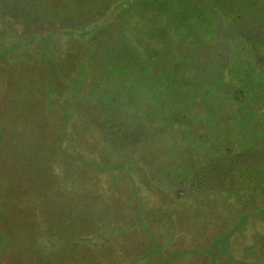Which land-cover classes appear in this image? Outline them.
I'll return each instance as SVG.
<instances>
[{
  "label": "trees",
  "instance_id": "trees-1",
  "mask_svg": "<svg viewBox=\"0 0 264 264\" xmlns=\"http://www.w3.org/2000/svg\"><path fill=\"white\" fill-rule=\"evenodd\" d=\"M2 1L0 77L22 73L30 78L19 103L26 106L34 88L38 128H30L23 116L12 118L17 110L10 101L16 95L0 88V264H179L200 252L207 256L203 264H223L235 250L240 264H264V250L259 251L264 234L255 226V219L264 218V204L257 210L247 204L234 209L228 225L207 240L183 220L193 204L197 216H206L208 203L241 197L231 187L233 178L217 181L229 193H194L205 175L259 171L242 168L260 153L250 141L242 147L249 158H226L232 153L228 142L256 131L249 118L260 117L257 105L264 102L256 96L261 84L251 86L254 74L264 71L259 65L264 47L238 0L228 5L231 0H71L69 14L33 9L25 15L8 12V19ZM244 1L263 2L264 9V0ZM63 5L62 0L53 4ZM249 19L255 27V19ZM204 47L213 48L206 54ZM196 59L202 65L192 63ZM4 63L9 66L2 68ZM232 112L240 118L231 130L239 139L226 141L221 123ZM210 132L218 135L211 141L215 148L206 150ZM99 145L106 150L104 159L91 157L100 152L95 151ZM62 161L64 175L70 170L78 175L69 189H41L52 178L37 175H58L53 162ZM135 175H155L156 186L140 183ZM100 176L108 178L106 185L99 184ZM193 176L199 182L191 191ZM147 188H158L156 201L146 198L142 189ZM30 197L42 201L30 208ZM45 204L59 213L50 216ZM113 207L121 217L117 223L104 228L101 219L92 221L101 209ZM25 208L34 220L16 215L27 216ZM92 227L98 230L90 232ZM130 248H138L136 256L122 263L123 251ZM34 251L38 257L31 256Z\"/></svg>",
  "mask_w": 264,
  "mask_h": 264
},
{
  "label": "rangeland",
  "instance_id": "rangeland-1",
  "mask_svg": "<svg viewBox=\"0 0 264 264\" xmlns=\"http://www.w3.org/2000/svg\"><path fill=\"white\" fill-rule=\"evenodd\" d=\"M54 1L55 0H44V2L46 3V4H44L43 2L40 3L39 0H3L1 3V6H2L3 14L7 17V19L9 18L8 12H11V11H12V14H15V13L20 11L22 13V15H25L27 12H30L32 14L34 12L33 9H35V12H39V11L42 12V10L47 9L48 11H50L52 13H55V11H56L57 13H60V14H61V12L66 13V14H69L71 12V10H72V6L70 4L71 0H69V2H68V0H66V1L62 0L64 5L62 7H60V9H58V7L53 6ZM34 2L36 3V5H34ZM243 2H244V5H243ZM231 3L237 4V1L231 0L230 3L227 2V5L231 4ZM238 3H239L238 7H240L244 12L243 14L238 12V14H241L246 21H248V20L250 21V23L253 25V28H255L254 30L256 32H258L260 35V38L257 39V43H259V45H260L259 47H264V9L262 8L263 2L258 6H252L249 4L248 1L245 2L244 0H238ZM228 14L229 15H228L227 22L232 20L231 19L232 13H228ZM35 16H38V15H35ZM40 16L42 18H54L52 15L47 16V15L43 14ZM58 16H63V15H58ZM248 17L255 19V22H256L255 27H254V22H252L251 19H249ZM62 21H64V20H62ZM28 22L30 23L29 20H28ZM63 23H66V22L64 21ZM16 25L21 26L19 23H16ZM218 26L220 27V25H218ZM30 27H31V25H30ZM210 48H213V47H204V51L206 52V54L210 53V51H211ZM207 49H209V50H207ZM199 54L201 55V53H199ZM216 58H217L216 60L221 59V57H219V55L216 56ZM194 62L197 66L202 65L199 63L198 59H196V61H192V63H194ZM6 65L9 66L7 63L2 64V68H6ZM17 65H20V64H17ZM259 65L264 66V61H259ZM9 68L11 69L12 67H9ZM245 68H247V66H245L244 69ZM249 72L251 74H249ZM245 75L250 77L253 75V73L251 72V70H248V71H246ZM27 76H29V75H27ZM254 76L256 78V81L253 82L251 86L253 87V86L257 85V83L259 82L261 84V86H260V90L257 91L258 94H256V96L259 98H261V97L264 98V71H259L257 74H254ZM22 78L23 79L26 78V80L30 79V78H27L26 75H22V73L18 77L10 76L9 80L7 78L0 77V81L3 80V84L2 85L0 84V88H3L5 91L14 93L16 95L15 98L10 101V103H14V107L12 109L17 110V113H14V112L11 113L12 118L13 117H20V116L25 117V119L28 120L26 122L29 123L30 128H33L36 131V129L38 128V123L36 121V119L38 117V112L36 110V107H37L36 103H34L30 94H29V97L27 96L28 99H27V105L26 106L19 103L22 91L23 90L24 91L29 90L28 80L21 84ZM228 80H230V79L228 78ZM246 95L249 96V93L247 92ZM34 96H36V95L34 94ZM259 98L257 100H259ZM257 106H258L259 111L261 113L260 117H259V115H256V118H252V117L249 118L251 121V124L254 125L253 128H255V130H256L255 132L252 130V133H253L252 136L244 135L243 137H241L239 139L237 137L238 133L235 135V132H237V131H235V129H233L234 132L232 131V133H231L232 127L235 126L236 123L239 122V120H240V118H238L237 116H233V112L231 114H228L227 116H224L222 123H221V128H222L221 131H222L223 138L226 139V141L232 140V136L239 139L238 142L237 141L236 142L232 141L231 143L228 142V144L230 145V147L232 149V153L230 155H226V158L228 160H229V156H231L234 159L249 158V156H250L248 154L249 150L245 151L246 149L242 148V147L246 146L245 144H247L248 141L251 142L250 146L252 148H254V149L259 148L260 149L258 151V152H260L258 157L255 158L256 160H252L250 163H249V160H246L245 162L242 163L243 164L242 168L244 170L246 167H249L250 169L253 167H256L259 171L254 173L251 169L249 173H247V172L240 173L239 170H237V173H233L234 169H232V170H230V172H227L226 175H205V177H204L205 182L203 184L200 182L201 184H199L198 187L195 186V183L199 182V181L197 179H195L194 176H193L192 180L191 179L188 180V184L191 183V185H192V187L190 188L191 191L194 189V186H195L196 190L193 191L194 193L197 191V189H199L200 191H203V194L207 195V197H210V194H212L214 192L227 191L229 193V191H228L229 189L226 187L224 188V190L219 189L220 186L217 182L218 178H220V177L222 179L233 178L235 180L233 181L234 184L231 187L234 189H237L239 191L236 195L241 196V197H237V196L231 195L229 198H226L227 196H223L220 201L216 202L212 206L210 203H208L209 205L207 207V210H205V212H207L206 216L204 214H200L198 216L196 215V210L194 209V208H196V204L191 205L192 207L190 206L191 211L189 212V214H186L187 216L183 220L188 221V224L191 226V228L195 232H198L197 231V228H198V230L202 233V236L200 238L207 240L209 238V236L214 233L215 230L224 229L226 227V225H228L230 213L234 209H237L240 206L247 204V206L246 205L245 206L247 208H250V210H257V207L258 208L262 207V205L264 204V137H263L264 136V102L261 103V105L258 104ZM8 110H10V109H8ZM234 115H237L236 109H234ZM249 116H251V114H248V116H246V117L248 118ZM22 121H23V119H22ZM216 135H218L217 132H210L208 134V139L204 142L206 150H213L215 148V144H213V142H211V141L213 138L216 137ZM139 137L142 138V136H139ZM219 146L222 147L223 145H219ZM102 148H103L102 145L97 146L95 148L96 149L95 151L99 150L100 152L99 153L96 152L91 157H96V156L99 157L100 156V159H104V154L106 153V150H104ZM167 152L168 153H174L172 151V149H170V151H167ZM261 163L263 164L262 166H261ZM53 168L56 169V172L58 175H37L39 178H44V179L49 178V177L52 178V182L44 183L40 187H41V189L50 188L52 192L55 190H58V191H62L65 193L67 191V189H69V184L71 183L70 180H75V177L78 175H75L73 173V170H70L71 175H64V172L68 173V171H66V168H67L66 161H62L61 163H59V165H57L56 163L53 162ZM238 173H240V175H236ZM89 176L90 175H84V178H88ZM105 176L108 177V175H105ZM135 176L139 180L140 183L144 181V182H150V183L155 184V181L153 179V177L155 175H144L145 177H143V175H135ZM107 177L100 176L99 184L100 185H106L107 180H108ZM65 178L67 179V182L64 185V179ZM170 179H172L173 182H175V180L177 182H179L177 179H180V178L174 179V178L170 177ZM179 183L176 184V186H178ZM170 184H171V182L167 181L165 185H167L169 188H171L172 186ZM188 184H186V185H188ZM61 185H64V186H61ZM155 186H156V184H155ZM94 187H96V185L94 184V182L92 180L90 183V188H94ZM139 187L142 188V186H140V185H139ZM73 188L78 189L76 182H73ZM165 188H167V187H165ZM157 189L158 188L150 190L147 188V189H142V191H144L146 196L149 195L146 198L148 200H150L151 196L153 198L154 194H156L155 192H157L156 191ZM191 191L189 193H191ZM230 193L235 194L232 192H230ZM252 194L254 196L251 198ZM255 194H259V196L255 195ZM232 196H234L236 198V201L233 200ZM209 200H210V198H209ZM39 201H42V198L30 197L29 201H28V207L32 208L34 205L35 206L38 205ZM154 201H156L155 197L153 198L152 202H154ZM46 205L49 207L48 209L46 208V210L50 211L49 212L50 216L52 215V213L54 216L59 213L58 211L51 212L50 205L45 204L44 207ZM52 207H53V209L55 208L54 206H52ZM16 211H17V209H14V210L10 211V213H13ZM132 211H133V207L131 206V212ZM124 212H126V209H124ZM16 215H18V217L22 216L23 220H34L32 214H30V212L26 211V208H25V215H27V216H24L23 212L19 214L18 211H17ZM62 219H65V218L63 217ZM99 219H101V221H102L101 225L104 228H106L105 226L108 224L117 223V221L119 219H121V217L118 216L117 207H113L111 209H107V208L101 209L100 216H99V214H97L95 219H94V217L92 218V221L99 220ZM255 223H256L255 226L257 228H259V231H262V233L264 234V218L255 219ZM98 228H100V226ZM95 230H98V229L96 227H92L90 232L95 231ZM34 235H35V238L42 240L40 237L37 236L36 232ZM29 238L32 239V236ZM29 238H25L24 240L27 243H29L30 242ZM201 242L202 241L199 240L196 242V244L201 243ZM259 248H260L259 251L264 250V241L259 245ZM39 249H40L39 252L42 255H45L43 253V251L41 250V248H39ZM53 249H54V247H53ZM137 251H138V248L135 249V252H133V253H136ZM233 253L234 254H232V253L229 254L231 256V258L228 257L230 259V261L227 260V258H226V261H223V264H227V263L240 264L238 262V261H240V259H239L240 257L238 256V254H240V252L238 250H235V251H233ZM199 254L200 255H191L190 254V255L184 256V258L176 261V263L179 262V264H203L204 261L207 259V256L201 252ZM38 255H39V253L36 251L31 252V256H33V257H38ZM128 257L129 256H125V255L122 256L123 263H127ZM75 264H81V263L78 262ZM86 264H92V262L88 261Z\"/></svg>",
  "mask_w": 264,
  "mask_h": 264
},
{
  "label": "crops",
  "instance_id": "crops-1",
  "mask_svg": "<svg viewBox=\"0 0 264 264\" xmlns=\"http://www.w3.org/2000/svg\"><path fill=\"white\" fill-rule=\"evenodd\" d=\"M28 80V79H27ZM26 80V81H27ZM25 81V82H26ZM32 84V82L30 81V80H28V86H30ZM27 92H28V90H26ZM30 94H32V95H36V93H35V90H34V88L29 92ZM133 252H135L134 250H133V248H130L128 251L126 250V251H123V253H122V256L123 255H125V256H129L127 259H128V261H129V259L132 257V256H136L135 254L136 253H133ZM120 253V252H119ZM118 253V254H119ZM107 258H108V256H107ZM108 259H110V257L108 258ZM114 259H118V258H114ZM113 259V260H114ZM119 260V259H118ZM123 263V262H122Z\"/></svg>",
  "mask_w": 264,
  "mask_h": 264
}]
</instances>
